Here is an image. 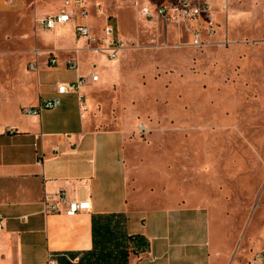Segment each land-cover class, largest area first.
<instances>
[{
    "label": "crops",
    "instance_id": "crops-1",
    "mask_svg": "<svg viewBox=\"0 0 264 264\" xmlns=\"http://www.w3.org/2000/svg\"><path fill=\"white\" fill-rule=\"evenodd\" d=\"M72 1L0 0V40L11 39V30H21L25 39L24 30H36L31 50L37 56L31 74L25 65L21 75L5 74L9 62L0 61V264H47L49 253L56 264H264V235L247 245L249 227L240 237L230 224L217 226L197 193L179 201L165 190L140 188L126 154L132 128L94 122L96 103L121 80V60L76 39L75 25L83 22L95 33L107 22L115 27V17L131 9L151 22L141 18L139 6L176 0H81L86 17ZM62 8L72 13L71 21L54 29L36 23ZM39 31L52 40L48 46H39ZM49 52L57 57L54 66L47 65ZM68 58L77 61L76 69L67 67ZM80 76L85 83L79 94L61 95L59 106L37 116L22 113L24 106L56 96V84ZM55 145L62 153L51 157ZM59 191L67 199H88L90 209L45 212L44 203Z\"/></svg>",
    "mask_w": 264,
    "mask_h": 264
},
{
    "label": "rangeland",
    "instance_id": "rangeland-1",
    "mask_svg": "<svg viewBox=\"0 0 264 264\" xmlns=\"http://www.w3.org/2000/svg\"><path fill=\"white\" fill-rule=\"evenodd\" d=\"M193 1L210 4L212 24L148 22L134 9L115 17L121 80L96 103L94 122L132 128L126 154L140 188L179 201L199 194L217 226L240 237L249 227L248 245L264 235V0ZM34 31L1 37L5 74L31 72ZM36 36L40 47L52 42Z\"/></svg>",
    "mask_w": 264,
    "mask_h": 264
},
{
    "label": "built area",
    "instance_id": "built-area-1",
    "mask_svg": "<svg viewBox=\"0 0 264 264\" xmlns=\"http://www.w3.org/2000/svg\"><path fill=\"white\" fill-rule=\"evenodd\" d=\"M72 0H65V4H71ZM75 3L79 4L80 16L86 17L87 10L82 5L81 0H75ZM139 14L142 19L148 20L153 17L160 18L163 22L170 23H185L195 20H203L208 24H212V14L210 4L206 1H193V0H176L172 3H158L151 6L144 4L139 6ZM72 13L62 8L61 10L43 15L37 18L35 21L40 26L47 29H54L60 24L67 23L72 20ZM76 39L84 38L87 44L95 51L103 54L110 60L117 59L122 49V40L118 37L115 27L111 22H107L103 25L100 34H96L90 30V28L83 22H78L75 25ZM58 63L57 57L52 53H47V65L54 66ZM66 65L70 69H76L78 64L74 58H68ZM31 69H36V65L31 63L29 65ZM91 78L96 80L97 74H91ZM85 83V76H80L74 82H61L56 84L57 95L53 98H41L36 105L24 106L21 111L24 114L37 116L42 110L52 109L60 105V96L68 93L79 94L82 85ZM83 110L87 107L84 104L83 96H79ZM140 131H146V126L143 123L139 124ZM62 153L60 148L55 145L51 149L50 156L56 157ZM42 157L45 154L42 152ZM90 201L88 199H67L65 193L59 191L55 194V198L51 202L44 203V211L47 213L63 212L67 215H74L78 212L87 211L90 209ZM0 228L2 224L0 221ZM47 264H56V259L53 254H48Z\"/></svg>",
    "mask_w": 264,
    "mask_h": 264
},
{
    "label": "trees",
    "instance_id": "trees-1",
    "mask_svg": "<svg viewBox=\"0 0 264 264\" xmlns=\"http://www.w3.org/2000/svg\"><path fill=\"white\" fill-rule=\"evenodd\" d=\"M135 237V236H134Z\"/></svg>",
    "mask_w": 264,
    "mask_h": 264
}]
</instances>
